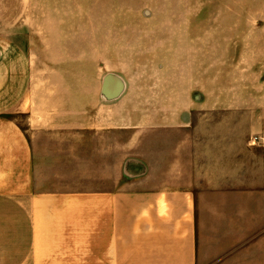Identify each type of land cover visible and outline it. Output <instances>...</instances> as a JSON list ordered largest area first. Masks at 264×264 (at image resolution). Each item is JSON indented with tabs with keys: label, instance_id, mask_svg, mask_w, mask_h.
<instances>
[{
	"label": "crops",
	"instance_id": "obj_1",
	"mask_svg": "<svg viewBox=\"0 0 264 264\" xmlns=\"http://www.w3.org/2000/svg\"><path fill=\"white\" fill-rule=\"evenodd\" d=\"M79 12L0 0V264H264L258 121L192 95L163 99L174 111L154 120L117 112L119 78L85 83L32 46L142 38Z\"/></svg>",
	"mask_w": 264,
	"mask_h": 264
},
{
	"label": "rangeland",
	"instance_id": "obj_2",
	"mask_svg": "<svg viewBox=\"0 0 264 264\" xmlns=\"http://www.w3.org/2000/svg\"><path fill=\"white\" fill-rule=\"evenodd\" d=\"M75 1L83 7L77 13L85 17L82 25H101L109 18L112 26H128L127 35L142 38L131 43L32 45L45 53L51 67L83 68L89 84L96 73L115 75L127 85L120 97L125 103L117 112L133 118L154 120L174 111L155 106L163 99L179 96L182 102L192 95L224 102L213 114L233 116L239 111L264 131V0ZM240 100L243 107L237 106ZM154 134L143 133L149 139ZM126 137L131 133L118 134L117 145Z\"/></svg>",
	"mask_w": 264,
	"mask_h": 264
},
{
	"label": "built area",
	"instance_id": "obj_3",
	"mask_svg": "<svg viewBox=\"0 0 264 264\" xmlns=\"http://www.w3.org/2000/svg\"><path fill=\"white\" fill-rule=\"evenodd\" d=\"M252 140H253V142H260L261 140H262V138L261 137H258V136H254L253 138H252Z\"/></svg>",
	"mask_w": 264,
	"mask_h": 264
},
{
	"label": "water",
	"instance_id": "obj_4",
	"mask_svg": "<svg viewBox=\"0 0 264 264\" xmlns=\"http://www.w3.org/2000/svg\"><path fill=\"white\" fill-rule=\"evenodd\" d=\"M116 79H117V80H116V84H117V86H119V85L121 86V83H122V82H120L118 78H116ZM120 86H119V87H120ZM119 87H116L117 92L119 91Z\"/></svg>",
	"mask_w": 264,
	"mask_h": 264
}]
</instances>
